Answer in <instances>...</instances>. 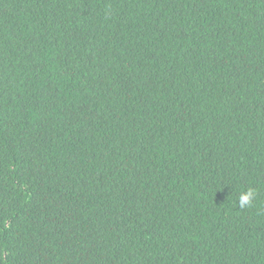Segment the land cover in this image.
<instances>
[{
  "label": "trees",
  "instance_id": "16d2710c",
  "mask_svg": "<svg viewBox=\"0 0 264 264\" xmlns=\"http://www.w3.org/2000/svg\"><path fill=\"white\" fill-rule=\"evenodd\" d=\"M0 264H264V0H0Z\"/></svg>",
  "mask_w": 264,
  "mask_h": 264
},
{
  "label": "clouds",
  "instance_id": "9594fccd",
  "mask_svg": "<svg viewBox=\"0 0 264 264\" xmlns=\"http://www.w3.org/2000/svg\"><path fill=\"white\" fill-rule=\"evenodd\" d=\"M254 196L255 192L252 189H249L247 192L242 193L239 197L241 206L243 207L245 204H250Z\"/></svg>",
  "mask_w": 264,
  "mask_h": 264
}]
</instances>
